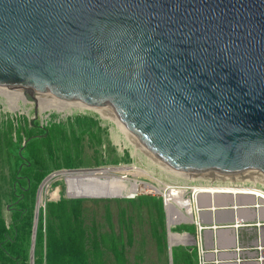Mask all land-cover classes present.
I'll return each instance as SVG.
<instances>
[{
  "label": "water",
  "instance_id": "95a60500",
  "mask_svg": "<svg viewBox=\"0 0 264 264\" xmlns=\"http://www.w3.org/2000/svg\"><path fill=\"white\" fill-rule=\"evenodd\" d=\"M0 88L104 108L186 176L264 180V0H0ZM98 169L43 180L30 264L46 182Z\"/></svg>",
  "mask_w": 264,
  "mask_h": 264
},
{
  "label": "rangeland",
  "instance_id": "374dc122",
  "mask_svg": "<svg viewBox=\"0 0 264 264\" xmlns=\"http://www.w3.org/2000/svg\"><path fill=\"white\" fill-rule=\"evenodd\" d=\"M40 105H37V102L31 98L27 100L20 99L16 102L11 96L0 94V175L5 192L4 215L8 223H11L12 212L17 204V202H12L8 197L9 191L12 190V171L16 169V162L14 159L9 160L6 152L12 154L13 157H20L21 162L19 164H21L22 160L27 158L26 146L34 138H43V131L47 129L56 128L66 134V138L56 137L57 155L63 157L64 153L68 151L71 152L74 162L78 161L75 134L76 136H81V157L79 160H82L85 165L80 166V168H101L94 171H78L75 174H89L99 172L102 168L127 166L136 167L144 172V174L140 177L137 176V178L149 184H153L152 182L155 181L153 179L159 178L161 175L170 180L180 178L175 174L172 175L170 172L168 174L166 169L163 170V167L155 164L140 151L139 153L128 138L118 129L116 123L109 117L103 119L96 113L84 114L85 112L81 111H70L69 113L72 115L75 113L81 115L67 117L62 116L61 112L57 113L58 111H55L54 107L44 109ZM15 106H21V108L15 110ZM81 118L95 120L98 123V129L95 132L96 134L102 132L101 146L93 144L91 141L92 137L89 135L84 136L81 134L82 129L77 124H74V121H79ZM46 119L49 120L48 124L45 122ZM62 127H67L65 128L67 131L65 132ZM9 139L13 142L10 143ZM17 145H21V148ZM156 165L160 168L156 167ZM24 166L25 163H22L19 169H23ZM65 174L60 173L52 177L43 187L39 201L41 206L39 216L43 215L44 223H46L45 215L48 203L68 199L65 195L66 189L72 194L81 192L84 189L83 183L76 177L72 178L65 185ZM128 178L130 180L136 179L133 174ZM245 181L253 180L246 178ZM257 184L264 186L261 180ZM100 188L102 197L114 196L115 198L84 200H86L85 212L87 223L94 220L99 230L107 236L108 247L105 249L106 264H178L180 261H183L184 254L189 253L191 248L173 246V261L171 260L166 222L167 248L163 254L160 253L153 236L154 221L157 218L156 206L160 202L158 196L150 195L149 193H143L137 198L117 196L119 195L118 193L122 192L124 185L115 180L103 181ZM185 229L193 232L192 227H180L179 231ZM242 235L245 236L246 232L243 231ZM112 241L116 243L114 246L116 251L112 248ZM185 264H196L195 254Z\"/></svg>",
  "mask_w": 264,
  "mask_h": 264
},
{
  "label": "trees",
  "instance_id": "16d2710c",
  "mask_svg": "<svg viewBox=\"0 0 264 264\" xmlns=\"http://www.w3.org/2000/svg\"><path fill=\"white\" fill-rule=\"evenodd\" d=\"M74 124L82 129V135L92 137L93 144L101 146L102 132L96 134L98 123L95 120L81 118L79 121H74ZM62 128L65 132L67 131L65 129L67 127ZM43 132V138H34L26 146L27 158L22 160V163H25L23 169H19L22 164H19L21 158L18 156L14 158L12 154L6 152L7 158L14 159L16 162V169L12 171V190L9 191L8 197L17 204L12 212L11 223H8L4 215L5 192L0 175V264H30L39 186L53 172L62 169H79L80 166L85 165L82 160H79L81 136L74 134L79 158V162L75 163L71 152L67 151L63 157L56 153V137L66 138L63 131L52 128ZM11 142L13 141L10 140ZM17 146L21 148V145ZM85 203L84 199H62L48 203L46 223H44L43 215L39 216L35 264H106L107 236L99 230L94 220L87 223ZM156 211L153 236L160 253L163 254L167 248V242L165 212L161 200L156 206ZM112 244L114 248L116 243L112 241ZM192 256V253H185L183 261L178 264L188 263Z\"/></svg>",
  "mask_w": 264,
  "mask_h": 264
},
{
  "label": "built area",
  "instance_id": "2783aa9c",
  "mask_svg": "<svg viewBox=\"0 0 264 264\" xmlns=\"http://www.w3.org/2000/svg\"><path fill=\"white\" fill-rule=\"evenodd\" d=\"M60 114L81 115L66 110ZM177 176L154 178L151 185L159 191L150 194L162 202L171 249L191 248L188 252L195 254L196 264H264V186ZM225 198L230 202L218 206ZM180 227H192L193 232L179 231Z\"/></svg>",
  "mask_w": 264,
  "mask_h": 264
},
{
  "label": "bare ground",
  "instance_id": "6f19581e",
  "mask_svg": "<svg viewBox=\"0 0 264 264\" xmlns=\"http://www.w3.org/2000/svg\"><path fill=\"white\" fill-rule=\"evenodd\" d=\"M0 94H7V95L11 96V98H13L16 102H18V100H20V99L27 100V99L31 98L32 100H34V98L29 97L27 95H24L23 93L11 92V91H7L3 88H0ZM35 97H38V96H35ZM35 99L36 100H34V101L37 102V105L41 104L40 106H42V108H44V109H50L51 107H54V110L58 111V112H64L65 110L68 112H70V111H81V112H85L84 114L93 112V113L98 114L103 119L109 117L114 123H116L118 129H120V131L133 144V147L136 148L138 150V152L140 151L143 155H145L130 140L122 121H120L115 114L109 112L108 110H106L104 108L93 107V106L83 104V103L81 104V103H76V102H69L67 100H63V99H59V98L39 97V98H35ZM19 108H21V106H15L14 109L16 110ZM137 150H136V152H137ZM159 166L163 167L164 168V169L162 168L163 170L166 169L168 174L170 172V173H172V175L175 174V175L186 176L184 174L170 170V168L166 167L163 164L159 165ZM156 167H158V166L156 165ZM158 168H160V167H158ZM132 174L135 175L136 179L130 180L128 178ZM142 174H144V172L137 169L136 167H127V166L102 168V170L99 172H94V173H89V174L68 173V174H65V176H64L65 185H67V183L72 178L76 177L79 180H81V183H83V185H84V189L82 188L83 190L81 192H76V194H72L66 189L65 195L67 197H71V198H74V197H76V198L89 197L90 199H94V198H97V199L115 198L114 196L113 197L112 196H109V197H107V196L102 197L101 196L102 193H101L100 187H101L102 182L105 180H115V181H118L124 185L122 192L118 191V192H121V193H118L119 195H117L120 197L137 198L138 196L142 195L143 193H149V194L158 193L159 190L157 188H155L153 185L146 183V182H143L142 180L137 178V176L140 177ZM145 175H147V174H145ZM186 177H188V176H186ZM189 177L194 178L191 176H189ZM248 179H251V180H253V182H257V183H258V181L261 180V183L264 184V180L258 176L257 177H251ZM232 181H245V180H242V179L239 180L238 179V180H232ZM227 196H229V195H227ZM229 202L230 201L225 198L224 200L219 201L218 206L225 205ZM240 204H244V203H240ZM170 241H171V244L173 245L174 244V238H171Z\"/></svg>",
  "mask_w": 264,
  "mask_h": 264
}]
</instances>
